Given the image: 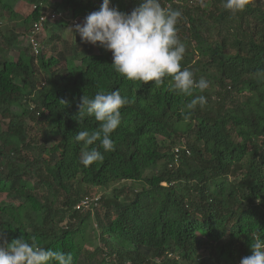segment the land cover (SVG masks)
<instances>
[{"label": "trees", "instance_id": "16d2710c", "mask_svg": "<svg viewBox=\"0 0 264 264\" xmlns=\"http://www.w3.org/2000/svg\"><path fill=\"white\" fill-rule=\"evenodd\" d=\"M51 1L0 0V11L15 22L0 46V231L9 243L34 236L45 249L71 253L74 264H240L256 238L264 239V27L231 53L212 41L203 20L209 11L222 14L225 0L195 7L160 0L182 13L181 68L210 84L188 97L170 78L160 88L124 78L111 52L78 33L71 44L62 40L69 21H84L103 0L59 1L62 31L45 24L52 32L45 47L67 46L56 55L46 56L42 44L37 55L29 45L18 48ZM15 2L31 13L15 11ZM141 2L110 0L125 14ZM243 11L264 24L261 4L249 0ZM116 90L128 104L112 134L115 150L85 167L74 135L98 122L79 124L76 104ZM199 95L205 103L188 109ZM94 188L106 192L92 197ZM84 198L97 200L77 210ZM94 238L98 245L89 251Z\"/></svg>", "mask_w": 264, "mask_h": 264}, {"label": "clouds", "instance_id": "9594fccd", "mask_svg": "<svg viewBox=\"0 0 264 264\" xmlns=\"http://www.w3.org/2000/svg\"><path fill=\"white\" fill-rule=\"evenodd\" d=\"M248 4L249 0H225L224 8L240 12ZM181 16V11L163 7L160 0H142L130 14L112 7L110 0H103L99 11L90 13L82 24L74 25L71 30L79 34L83 43L111 52L112 66L124 78L143 84L153 82V88H160L170 78L174 91L191 97L196 90L204 92L210 84L203 77L196 80L188 68H181L186 51L177 35L176 25ZM44 30L45 27L42 32ZM61 103L68 105L69 102ZM204 103L205 97L199 95L186 107L194 109ZM127 104V97L118 90L98 91L94 97L83 95L80 98L74 118L79 124L85 118L98 122L95 129L80 127L74 135L75 141L82 144L81 163L85 167L103 160L104 153L115 150L112 134L119 128L121 109ZM183 119L188 120L189 115H184ZM97 142L103 152L94 147ZM0 264H74V258L71 253L41 247L34 236L28 240L21 236L9 243L0 231ZM240 264H264V239L256 238L251 244V255L242 258Z\"/></svg>", "mask_w": 264, "mask_h": 264}, {"label": "rangeland", "instance_id": "374dc122", "mask_svg": "<svg viewBox=\"0 0 264 264\" xmlns=\"http://www.w3.org/2000/svg\"><path fill=\"white\" fill-rule=\"evenodd\" d=\"M59 1L60 0H52L49 5L46 8V11L49 12L51 10H57L56 12H62L61 7H59ZM185 0H179L178 4H182ZM189 6L195 7L199 0H189ZM254 3H259L262 6H264V0H252ZM222 6V5H221ZM13 8L15 11L18 13H21L22 15H28L32 11V7L27 5V4H22L20 2H15L13 5ZM34 9V8H33ZM223 12L219 13L218 17L217 15L214 14L213 11L207 12L203 16V20L206 22L208 26H210V37L212 38V41L214 42H224L226 45V48L228 52L235 53V51H238V49H245V40H248L246 35L253 31H258L264 27V24L261 22L260 17L257 16L256 12L255 13H245L244 11L240 12H231L229 10H226L223 8ZM54 12V11H53ZM65 17H67V13H65ZM243 16V18L241 17ZM64 16V15H63ZM218 19H220L217 22V26L214 22H216ZM62 22L57 21V22H50L48 23V27H53L52 31L55 32L56 34L60 33L62 31ZM69 25L64 27L63 32L61 33V38L63 41H66L68 44H71L74 39H75V32L71 30L73 27V23L71 21L68 22ZM83 21L79 22V24H82ZM14 24L13 20L9 19V14L6 12H1L0 11V46H4L3 43V38L5 36H9L14 32ZM19 27V26H18ZM51 31L49 29L45 28V30L40 33L39 36V41L40 47L41 44L44 46V52L46 56H51V55H56V51H61L67 46L62 44L61 42L56 43L57 50L53 51L51 50V47H45L46 46V40L50 37ZM17 34L20 35V32L17 31ZM251 35V34H250ZM252 36V35H251ZM19 47L18 48H25L28 46L27 43V36H19ZM17 48V49H18ZM97 51V50H96ZM18 54L17 51H12V55L16 56ZM148 174V173H147ZM132 183L131 182H126L121 185H127L130 186ZM92 193V197H98L99 195H103L106 192V189H101V188H94L90 190ZM93 199V198H92ZM87 210V209H86ZM96 245H98V242L95 240L92 242H87L85 248L89 251H92L95 249Z\"/></svg>", "mask_w": 264, "mask_h": 264}, {"label": "built area", "instance_id": "2783aa9c", "mask_svg": "<svg viewBox=\"0 0 264 264\" xmlns=\"http://www.w3.org/2000/svg\"><path fill=\"white\" fill-rule=\"evenodd\" d=\"M62 17H63V13L56 12L55 10H51L49 12H41V15L34 22L32 30H31L30 34L28 35V38H27V42L29 43L31 51L34 55H37L39 53L40 43H39L37 36L40 35V33L42 32V30L45 27V24L47 22L60 21ZM78 23H79L78 20H74L73 21V27H74V25H76ZM176 151L178 152V150H176ZM176 161H177V159H176ZM95 200H97V199L96 198H93V199L92 198H84L76 206V209L77 210L88 209L91 206V203Z\"/></svg>", "mask_w": 264, "mask_h": 264}]
</instances>
